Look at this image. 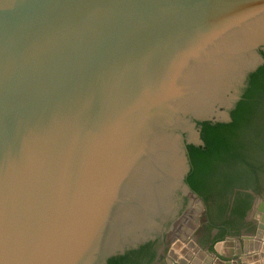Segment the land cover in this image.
Instances as JSON below:
<instances>
[{"label":"water","instance_id":"95a60500","mask_svg":"<svg viewBox=\"0 0 264 264\" xmlns=\"http://www.w3.org/2000/svg\"><path fill=\"white\" fill-rule=\"evenodd\" d=\"M262 54L264 0H0V264L204 256L187 146Z\"/></svg>","mask_w":264,"mask_h":264},{"label":"trees","instance_id":"16d2710c","mask_svg":"<svg viewBox=\"0 0 264 264\" xmlns=\"http://www.w3.org/2000/svg\"><path fill=\"white\" fill-rule=\"evenodd\" d=\"M262 56V66L249 75L240 100L229 112V123H202L200 138L204 148L187 146L190 171L186 183L207 207L208 197L218 185L229 186L233 177L239 175L237 172L240 168L254 167V155L251 152H254L257 140L261 137L258 122L264 106V55ZM242 198L235 200V207L230 213L240 220H243L250 208L249 196ZM230 223L231 221L225 222L220 230L223 231ZM222 235L215 240L222 241ZM152 245L153 243H148L123 256L110 258L106 264H142L147 257H150V262L154 256Z\"/></svg>","mask_w":264,"mask_h":264},{"label":"rangeland","instance_id":"374dc122","mask_svg":"<svg viewBox=\"0 0 264 264\" xmlns=\"http://www.w3.org/2000/svg\"><path fill=\"white\" fill-rule=\"evenodd\" d=\"M258 133H260V140L262 141V145H264V106L258 122ZM261 171L258 172L259 177L257 178L256 184L249 183L248 185L250 186H247L242 184L243 182H232L229 186H227V197L215 204L209 205L208 213L204 211L203 208L200 209L195 203H192L190 208L193 209L194 218L190 219L189 225L191 224V226L187 227L189 235L186 237L189 239L192 238L193 241L195 239L201 247L208 250L213 249L214 244L217 242L215 239L222 234L224 237L220 240H223L226 237H241L242 230L246 228L245 230L250 233L249 235L254 237L257 225L252 223H250V225H246L247 223L240 220L238 216H231L230 211L235 207V200H238L240 197H244L243 195L245 194V190H250L253 195H257V200L254 202L253 195H250V208L247 212V214L249 213L248 217L252 215V212H250L251 209H254V211L261 210L264 212V172ZM239 189H241V191L238 193ZM236 190L237 192H235ZM228 221H231L230 225L227 226V228L225 227L223 231L220 230L223 224Z\"/></svg>","mask_w":264,"mask_h":264},{"label":"crops","instance_id":"0c3cea01","mask_svg":"<svg viewBox=\"0 0 264 264\" xmlns=\"http://www.w3.org/2000/svg\"><path fill=\"white\" fill-rule=\"evenodd\" d=\"M255 214L256 211L252 212V215L247 218L245 221V223H247L246 225H250V223L254 225L258 224L255 219ZM245 229L242 230L241 237H229L233 240L231 244L224 242L223 239L222 241L216 242L212 250L204 249L194 239V242L203 251L204 256H194L188 264H230L233 260H236L237 264H264V260L260 255L261 246L264 242L249 235L250 233ZM186 239L192 240V238ZM237 250L241 251L240 255L236 253ZM166 259L167 256L161 254V257L156 264H166Z\"/></svg>","mask_w":264,"mask_h":264},{"label":"flooded vegetation","instance_id":"af4514ba","mask_svg":"<svg viewBox=\"0 0 264 264\" xmlns=\"http://www.w3.org/2000/svg\"><path fill=\"white\" fill-rule=\"evenodd\" d=\"M256 145L257 146L253 149L254 152H251L254 155L253 156V159H254L253 169H250L248 166L242 167L243 169L240 168L239 169L240 171L237 172L239 175L234 176L232 182H243L242 184L250 186V185H248L249 183L250 184H253V183L256 184L257 178L259 177L258 172L261 170H262L261 172H264V147H263L264 145H262V141L260 139L257 140ZM230 174H231V172H230ZM260 177H261V173H260ZM220 184H222V183H220ZM226 189H227V186L223 187V185H218V187H216V190L214 192L211 191L210 196L208 197V199H209V201L207 203L208 207L205 205L204 201L196 194L198 196L199 200L203 203L204 211H206L208 213L209 212V209H208L209 205L215 204L216 202H219L220 200L225 199L227 197V190ZM240 191H241V189L238 190V193ZM254 191H255V187H254ZM235 192H237V190ZM244 192H245V194L244 195L242 194L243 196H249L250 197V195H253L252 191H250V190H245ZM253 197H254V202H255L257 200V195L254 194ZM181 199H182V203H181L182 205H181L180 214L182 213L184 208L187 206V202H188L187 197L182 196ZM233 201H232V203H233ZM200 209H202V208H200ZM250 212H254V209H251ZM230 213H231V211H230ZM248 215H249V213L248 214L246 213V215L243 219L244 223L247 220ZM151 243H153V245H152V253L154 254L153 259L150 260V262H149L150 257H147V258H145V260L143 261L142 264H147V263L155 264L160 259L161 254L165 255V250L161 253L158 252L159 251L158 248L160 247V242L158 240L151 242Z\"/></svg>","mask_w":264,"mask_h":264},{"label":"bare ground","instance_id":"6f19581e","mask_svg":"<svg viewBox=\"0 0 264 264\" xmlns=\"http://www.w3.org/2000/svg\"><path fill=\"white\" fill-rule=\"evenodd\" d=\"M258 244V243H257ZM259 246V245H258Z\"/></svg>","mask_w":264,"mask_h":264}]
</instances>
